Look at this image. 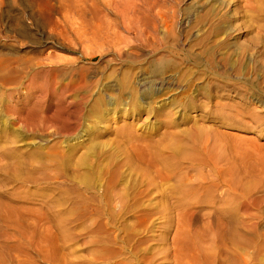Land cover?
Segmentation results:
<instances>
[{
	"label": "rangeland",
	"instance_id": "374dc122",
	"mask_svg": "<svg viewBox=\"0 0 264 264\" xmlns=\"http://www.w3.org/2000/svg\"><path fill=\"white\" fill-rule=\"evenodd\" d=\"M161 4L171 18L176 11L173 28L163 35L170 50L158 53L172 59L171 71L156 77L168 87L158 105H168L157 110L152 124L153 135L171 144L169 202L162 199L165 188L146 187L127 165L115 160L101 181L91 177L88 183L73 178L84 175L76 168L77 159L70 167H40L52 177H62L51 185L68 197L75 195L64 181L69 176L82 187L81 197L66 207L71 213L67 219L14 220L6 230L10 238L0 234V264H192L182 250L188 246L185 234L192 210L199 219L191 228L202 233V223L211 220L207 209L212 205L235 215L240 191L264 193V0H161ZM59 18L60 0H0V165L6 162L5 151L24 152L11 170L16 177L12 185L21 187L24 195L26 147L33 161L43 164L47 147L57 140L51 126L41 123V130L34 131L26 120V74L58 75L68 83L70 74H111L114 66H122L106 68L99 58L88 56L94 46L64 42L58 33ZM221 26L228 32L217 35ZM148 57L140 63H147ZM37 85L42 87L38 94L45 104L43 112L60 108L57 111L73 113V106L53 98L57 95L52 87ZM132 107L128 101L108 123L133 120ZM142 116L126 132V143L137 133L149 134L151 122L146 113ZM93 136L111 142L116 134L102 124ZM41 137L47 144L36 148L32 143ZM231 179L240 189L230 200L219 201L215 194L219 191L211 189L214 182L226 188ZM260 222L264 225V214ZM254 264H264V258Z\"/></svg>",
	"mask_w": 264,
	"mask_h": 264
},
{
	"label": "bare ground",
	"instance_id": "6f19581e",
	"mask_svg": "<svg viewBox=\"0 0 264 264\" xmlns=\"http://www.w3.org/2000/svg\"><path fill=\"white\" fill-rule=\"evenodd\" d=\"M175 12L173 10L171 18L164 11L161 0H60L57 24L62 40L83 48L94 46L88 56L99 58L97 62L106 68L116 64L122 66H114L111 74H70L72 80L68 83H62L58 75L26 74V120L32 123L34 131L41 130V123L51 126V135L57 140L47 147L44 153L47 161L43 164H36L33 153L26 147V195L18 189L21 187L12 185L16 177L11 174L24 152L10 149L3 153L6 162L0 165V234L5 240L10 238L6 230L16 219L71 216L66 207L79 200L82 187L65 175L69 190L75 192L68 197L65 191L51 185L62 178L60 175L52 177L38 168L51 169L65 164L70 167L73 159H77L76 168L84 171V175H73L74 179L83 183L90 182L91 177L101 181L115 160L118 165H127L146 187L165 188L162 199L169 202L171 144L153 135L152 124L156 122L157 110H162L163 104L168 105V102L158 105L168 87L163 85L166 84L164 80L157 82L156 77L172 69L171 56H158V53L170 50L163 35L173 28ZM225 32L228 30L221 26L217 35ZM149 55L151 59L147 63H140ZM126 62L134 64L133 67L125 68ZM37 83L48 89L52 87L53 95H57L53 98L73 106V113L57 111L60 108L53 109L55 113L43 112L45 104L38 94L42 87ZM125 90H128L127 97H124ZM128 101L133 105V120L121 124L118 119L117 125H110L108 121ZM143 112L151 122L149 134L137 133L127 138L126 143V132L143 120ZM102 124L106 131L116 134L111 142L93 136ZM32 144L40 148L47 144V139L41 137ZM45 182L49 183L46 187L42 186ZM19 183L25 186L23 180ZM222 185L214 182L211 188L213 193L219 191L215 193L219 201L230 200L231 194L240 189L236 179L226 182V188ZM212 207L207 209V217L211 220L202 223V233L191 228L199 218L194 216L196 210L190 212L189 231L185 234L188 246L182 248L188 261L192 264H235L239 260L254 264L257 259L263 260L264 225L260 220L264 214V193L253 195L250 191H240L235 215L221 207Z\"/></svg>",
	"mask_w": 264,
	"mask_h": 264
}]
</instances>
